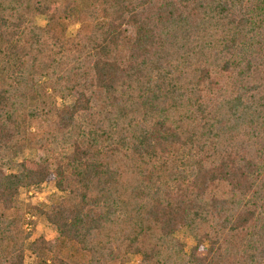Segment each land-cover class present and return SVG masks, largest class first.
<instances>
[{"label":"trees","instance_id":"16d2710c","mask_svg":"<svg viewBox=\"0 0 264 264\" xmlns=\"http://www.w3.org/2000/svg\"><path fill=\"white\" fill-rule=\"evenodd\" d=\"M6 58L0 264H264V0H0ZM52 181L27 244L20 189Z\"/></svg>","mask_w":264,"mask_h":264},{"label":"rangeland","instance_id":"374dc122","mask_svg":"<svg viewBox=\"0 0 264 264\" xmlns=\"http://www.w3.org/2000/svg\"><path fill=\"white\" fill-rule=\"evenodd\" d=\"M74 6L75 8H78L83 7L84 4L81 1H76L74 3ZM36 23L40 26H44L46 23V19L43 17H38ZM77 27L78 25L70 26L67 35L73 36L76 32ZM9 61L12 62L9 58H6V60L0 64L1 69L5 68V71H11V64ZM33 100L38 103L39 108H45L48 111L53 110L55 103L57 104V106L61 107L66 104L71 105L74 101L73 99H69L67 102H54V99L50 96V92L45 91L42 84L38 86ZM34 158L35 152L27 146L18 148L13 155L14 162H20L26 159L33 160ZM62 196L63 194L56 189L54 181L45 182L37 187L30 189H20L19 195L17 197V204L25 210V224L23 228L25 232L31 233V237L27 241V244L31 243L33 240L39 237H44L46 240H52L58 236L55 226L49 223L44 215H41L36 211L33 212L31 207L36 206L42 208L44 206L57 203L62 198ZM177 237L184 245L185 250L189 252L194 245V241L188 234L187 230H182L177 233ZM33 260V255H31V253L27 250L25 257L26 264H32ZM138 260L139 257L130 256L127 264H137Z\"/></svg>","mask_w":264,"mask_h":264}]
</instances>
